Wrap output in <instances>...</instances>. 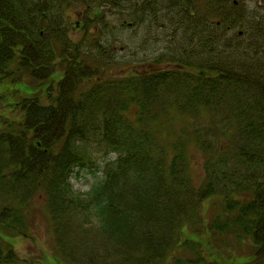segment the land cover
Returning a JSON list of instances; mask_svg holds the SVG:
<instances>
[{"label":"trees","instance_id":"16d2710c","mask_svg":"<svg viewBox=\"0 0 264 264\" xmlns=\"http://www.w3.org/2000/svg\"><path fill=\"white\" fill-rule=\"evenodd\" d=\"M71 1L0 0V85L18 93L32 85L29 94H37L60 79L53 105L24 95L22 115L0 124V264L19 262L3 231L26 233L22 210L38 190L63 241V226L77 245L89 237L82 251L95 264H231L232 239L252 246L238 264H264V85L253 77L264 70V15L252 19L244 41L230 35L238 4L204 0L203 8V0H190L192 10L178 11L170 0L159 3L167 10L134 3L133 26L169 11L173 42L145 70L98 76L76 96L92 63L102 71L119 63L103 38L86 52L72 42ZM106 2L117 14L124 10V0H95L88 10L99 9L91 18L95 34ZM40 43L48 46L47 65L38 61ZM184 117L193 124L178 123ZM191 142L206 156L199 187L189 173ZM102 161L103 178L86 194L75 192V169ZM214 196L221 210L208 221L202 207ZM187 226H195L197 240L185 236ZM186 251L195 258L175 256Z\"/></svg>","mask_w":264,"mask_h":264},{"label":"rangeland","instance_id":"374dc122","mask_svg":"<svg viewBox=\"0 0 264 264\" xmlns=\"http://www.w3.org/2000/svg\"><path fill=\"white\" fill-rule=\"evenodd\" d=\"M140 0H124L123 6L124 10L117 14L115 9L108 7L107 2L105 3L106 7L101 8L102 11L106 12L104 19L100 17L101 22L99 26L101 29L98 30V33H94V24L95 22L91 20L95 19V11L99 10L96 6L93 8V12L88 13L90 7L94 6L95 0H72L69 3L65 10V15L68 18L69 24V37L72 42H82V50L86 52L87 46L92 45L93 39L96 40L93 42V45L97 40L103 38V43H112L111 46L116 52V62L119 64L113 65L108 68H104L103 71L101 68L95 69V65L92 63L91 69H87L84 72L85 77L81 80L79 84V89L76 96L82 91H85L94 81L100 77H108L113 74H128L130 70L139 69L145 70L149 66V60L157 57L159 53L165 49L169 43L173 42V38H167L168 34H174L171 31L170 26H166V20L164 14L169 12L165 11L159 15L155 24H151L150 20H144L143 23L137 25L129 24L132 22L131 17H129V11L132 10L133 4ZM161 0H158L157 9L162 7L159 6ZM166 2L168 0H165ZM178 5V11L183 8L186 11L192 10L193 5L189 2L190 0H170V4L174 2ZM187 1V2H186ZM222 1V0H219ZM232 4H238L240 6V11L237 14V18L240 19V22L236 27H233L230 35L235 36V34H241L242 40L246 41L250 37L249 28L252 25V19L255 16L260 17L264 15V0H225ZM234 1H238L234 3ZM86 2V3H84ZM204 0L202 3L197 4V6H202L205 8ZM200 6V7H201ZM171 8L164 6L162 10H167L166 8ZM260 15V16H259ZM161 16V17H160ZM257 18V17H256ZM149 19V18H148ZM216 20L217 18H213ZM98 23V22H97ZM96 23V24H97ZM161 25L164 27L161 28ZM108 33V39L106 40V32L110 29ZM49 31V30H48ZM88 33V34H87ZM106 40V41H105ZM241 40V41H242ZM262 40V39H261ZM37 41V40H36ZM243 41V42H244ZM38 43V42H37ZM99 44V43H98ZM40 51L42 52V57L38 60L42 62L43 65H47L50 62V57L46 56V51L48 46L45 44H39ZM109 44L107 45V50H109ZM171 47V45L169 46ZM91 47H88L87 50H90ZM58 53L60 54V49ZM108 52V51H106ZM63 55L66 58H76L73 53L65 52ZM104 59V58H103ZM57 67H60V59L56 60ZM165 64H163L164 66ZM264 67V65H263ZM102 71V72H101ZM61 72H63L61 70ZM104 72V73H103ZM73 77L76 79V75L73 74ZM254 79L264 85V70L260 71L257 75H253ZM59 80L57 79L53 82L50 87L47 89H40L37 94H29L34 91V87L29 85V89L25 90L26 92L18 93L15 89V85L9 84L8 88L6 86L0 85V124L2 120H5V117L10 119H18L22 115L23 104L22 98L24 95L28 98H35L41 105L49 106L53 105V99L59 95L58 86ZM26 81L34 85V82L30 76H27ZM36 83V82H35ZM39 83V82H37ZM255 92V90L253 91ZM107 103V101H105ZM95 115H93L89 122L91 125L94 122ZM204 118L208 119V115L204 113ZM178 123L182 124L187 122L186 125L193 124V120L188 117L177 120ZM176 129H179L180 126L176 123L173 126ZM184 127V126H183ZM189 157V173L192 178V183L199 187L205 177V154L198 148V145L195 142H191L188 151ZM104 161L98 162L95 167H86V168H76L74 173L71 176V182L75 192L86 194L91 187L100 179L103 178V165ZM101 166V168H100ZM99 167V168H98ZM13 201V200H11ZM1 202V201H0ZM19 202L14 201L15 205H18ZM2 204L0 203V209ZM221 210V198L214 196L206 201L202 207V214L204 217L210 221L215 214ZM24 214V231L26 233H16L10 230L3 231L4 240L3 245L10 248L12 246L13 251L16 253V259L18 263L25 264H95L92 259H87L86 251L87 244H92L87 239L83 243L86 245H77L75 243V236L68 234L70 230L68 227L63 226V241L60 237L61 231L59 225H55L53 217L51 215L50 208L48 206L47 198L43 191L38 190L31 199V202L22 210ZM76 230V229H75ZM195 231V226H187L185 231V236L197 238L191 232ZM90 232H93L90 229ZM204 240L206 236L200 235ZM61 242L62 246L58 243ZM233 250L231 254H234V258L230 260L231 264H238L240 256L245 257L252 252V246L250 242L241 244L237 243L232 239L231 243ZM83 250V251H82ZM211 257L209 260H215V254L210 253L209 251H204V254H208ZM214 254V256H213ZM176 255L195 258V255H191V252H180ZM235 257L238 258L235 260ZM174 262V261H173ZM17 263V264H18Z\"/></svg>","mask_w":264,"mask_h":264},{"label":"flooded vegetation","instance_id":"af4514ba","mask_svg":"<svg viewBox=\"0 0 264 264\" xmlns=\"http://www.w3.org/2000/svg\"><path fill=\"white\" fill-rule=\"evenodd\" d=\"M149 3H151V8H156L157 4H158V0H140L137 1V5L138 7H145L146 5L148 6ZM140 4V5H139ZM147 21L149 20L148 18L146 19ZM154 23H156V20L154 21Z\"/></svg>","mask_w":264,"mask_h":264}]
</instances>
